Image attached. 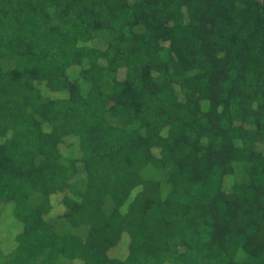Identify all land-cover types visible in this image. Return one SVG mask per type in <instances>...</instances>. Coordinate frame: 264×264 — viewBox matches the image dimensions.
<instances>
[{"label":"trees","instance_id":"trees-1","mask_svg":"<svg viewBox=\"0 0 264 264\" xmlns=\"http://www.w3.org/2000/svg\"><path fill=\"white\" fill-rule=\"evenodd\" d=\"M0 264H264V0H0Z\"/></svg>","mask_w":264,"mask_h":264},{"label":"rangeland","instance_id":"rangeland-1","mask_svg":"<svg viewBox=\"0 0 264 264\" xmlns=\"http://www.w3.org/2000/svg\"><path fill=\"white\" fill-rule=\"evenodd\" d=\"M8 219H9V218H8ZM8 225H9V224H8ZM7 227L9 228L10 235H11V236H14V231H15L14 228H13V227L10 228V226H7Z\"/></svg>","mask_w":264,"mask_h":264}]
</instances>
